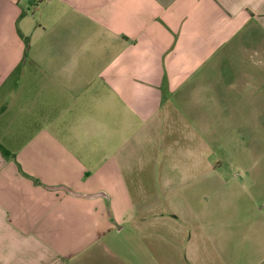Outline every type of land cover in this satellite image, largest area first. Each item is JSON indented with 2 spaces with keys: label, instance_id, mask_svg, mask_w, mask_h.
Here are the masks:
<instances>
[{
  "label": "crops",
  "instance_id": "0c3cea01",
  "mask_svg": "<svg viewBox=\"0 0 264 264\" xmlns=\"http://www.w3.org/2000/svg\"><path fill=\"white\" fill-rule=\"evenodd\" d=\"M0 264H264V0H0Z\"/></svg>",
  "mask_w": 264,
  "mask_h": 264
},
{
  "label": "water",
  "instance_id": "95a60500",
  "mask_svg": "<svg viewBox=\"0 0 264 264\" xmlns=\"http://www.w3.org/2000/svg\"><path fill=\"white\" fill-rule=\"evenodd\" d=\"M58 189L65 190V191L71 193L74 196L81 197V198H87V199L97 198V197L104 196L103 194H98V195H94V196H92V195H85V194H79V193L73 192V191H71V190H69L68 188H65V187H61V188H58Z\"/></svg>",
  "mask_w": 264,
  "mask_h": 264
},
{
  "label": "trees",
  "instance_id": "16d2710c",
  "mask_svg": "<svg viewBox=\"0 0 264 264\" xmlns=\"http://www.w3.org/2000/svg\"><path fill=\"white\" fill-rule=\"evenodd\" d=\"M1 151L5 157H7V158L10 157V154L2 146H1ZM35 183L39 184V182L37 180L35 181Z\"/></svg>",
  "mask_w": 264,
  "mask_h": 264
},
{
  "label": "built area",
  "instance_id": "2783aa9c",
  "mask_svg": "<svg viewBox=\"0 0 264 264\" xmlns=\"http://www.w3.org/2000/svg\"><path fill=\"white\" fill-rule=\"evenodd\" d=\"M37 2V0H35Z\"/></svg>",
  "mask_w": 264,
  "mask_h": 264
},
{
  "label": "rangeland",
  "instance_id": "374dc122",
  "mask_svg": "<svg viewBox=\"0 0 264 264\" xmlns=\"http://www.w3.org/2000/svg\"><path fill=\"white\" fill-rule=\"evenodd\" d=\"M32 14H33V13H32ZM32 14H31V15H32Z\"/></svg>",
  "mask_w": 264,
  "mask_h": 264
}]
</instances>
